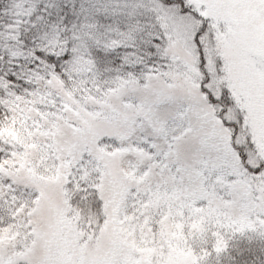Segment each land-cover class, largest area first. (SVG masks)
I'll return each mask as SVG.
<instances>
[{
	"label": "snow or ice",
	"instance_id": "1",
	"mask_svg": "<svg viewBox=\"0 0 264 264\" xmlns=\"http://www.w3.org/2000/svg\"><path fill=\"white\" fill-rule=\"evenodd\" d=\"M0 264H264V0L0 7Z\"/></svg>",
	"mask_w": 264,
	"mask_h": 264
},
{
	"label": "rangeland",
	"instance_id": "2",
	"mask_svg": "<svg viewBox=\"0 0 264 264\" xmlns=\"http://www.w3.org/2000/svg\"><path fill=\"white\" fill-rule=\"evenodd\" d=\"M8 0H0V7H4L8 2Z\"/></svg>",
	"mask_w": 264,
	"mask_h": 264
},
{
	"label": "trees",
	"instance_id": "3",
	"mask_svg": "<svg viewBox=\"0 0 264 264\" xmlns=\"http://www.w3.org/2000/svg\"><path fill=\"white\" fill-rule=\"evenodd\" d=\"M7 2H9V0ZM5 22H7V19H5Z\"/></svg>",
	"mask_w": 264,
	"mask_h": 264
}]
</instances>
